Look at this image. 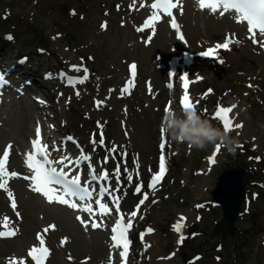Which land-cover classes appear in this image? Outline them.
Listing matches in <instances>:
<instances>
[{
  "label": "rangeland",
  "instance_id": "obj_1",
  "mask_svg": "<svg viewBox=\"0 0 264 264\" xmlns=\"http://www.w3.org/2000/svg\"><path fill=\"white\" fill-rule=\"evenodd\" d=\"M125 7L124 0H0V64L4 61H15L19 55H27L29 57L27 64L33 66L30 72L35 80H38L43 71L61 64L60 60L89 53L95 57L91 66L97 69L104 79V86L115 84L118 87L126 76L125 63L135 58L141 67V82L142 79L148 78L156 87H160L164 84V72L155 68L157 64L154 62L148 72L150 66L148 60L152 59V50L148 52L146 58L140 56L139 49L144 46L142 38L135 31L139 19H131L128 7L124 9ZM105 8L106 13H103ZM7 16L8 18L3 21ZM102 24H106L107 27L102 28ZM5 34H11L13 40H6ZM37 47L45 48L46 52L38 54ZM233 53L225 54L226 62L222 66H216L215 72L206 68V80L202 88L211 85L217 92L207 101L208 106L216 101L226 105H233L237 99L240 101L236 105L235 118L243 128L234 132L232 137L238 139L242 147H237L234 155L228 152L223 155L211 176L206 177L193 175L192 170L204 164L201 158L209 152L212 145H208L206 151L195 148L191 153L183 146L178 157L180 166L172 170L176 181L173 187L169 185L172 190L169 191L170 199L163 200L156 222L158 226L163 227L184 206L190 210L198 198H202V201L210 199V191L218 173L229 166L246 168L247 173L243 179L249 203L238 217L235 224L237 230L232 236H221L214 232V223L222 217L220 208L205 213L199 224L201 234L188 240L182 247L185 249L183 254L187 257L199 254L201 259L194 263L188 261L186 264H264V187L257 184L258 181L264 182V92L248 87L251 84L249 81L253 82V78L246 73L252 74L259 70L258 67H250L249 63H243L232 70L233 72L227 68ZM163 57L164 65L168 54ZM160 66L162 63L159 60ZM141 88L143 90V87ZM229 88L237 94H227L225 89ZM37 90L49 94V88L45 91L44 87L37 89L34 85L30 89ZM90 96H97L96 89L84 87L83 98L71 96L72 102L69 106H61L62 101L53 106L55 109H61L62 115L67 118L69 130L77 135L83 134L87 118L95 112L90 104ZM164 99L165 97H161L155 106L150 104L147 108H143L148 103L146 97L143 94L141 97L140 93L124 102L117 101L119 104L115 115L118 114L119 107L125 105V118L130 126L132 146L145 155L147 160L155 156L160 116V113L154 115L153 107L161 108ZM25 103L30 109L28 113L32 116L34 103L28 99ZM13 110L14 105L7 108L8 115L4 113L10 120L13 118L11 117ZM101 115L103 117V113ZM201 117L205 118V115L202 113ZM110 124L117 126V139L121 140L118 119H114V114H110ZM4 209L5 205L2 210ZM18 220L25 222L23 215H20ZM157 237L155 254H165L172 247L173 236L161 231ZM218 242L221 243L220 251L215 250ZM10 250H4L2 253L6 255ZM179 262L181 259L171 260L165 264Z\"/></svg>",
  "mask_w": 264,
  "mask_h": 264
},
{
  "label": "snow or ice",
  "instance_id": "obj_2",
  "mask_svg": "<svg viewBox=\"0 0 264 264\" xmlns=\"http://www.w3.org/2000/svg\"><path fill=\"white\" fill-rule=\"evenodd\" d=\"M198 6L203 9H209L212 13H219V15L223 16L225 13L234 11V19L237 23L243 24L246 22L247 32L250 35L251 42L254 45H259L261 48H264V39H257V35L264 38V0H198ZM119 7V6H118ZM132 8V5H129ZM141 8L144 7L143 4L140 5ZM151 9H153L152 15L149 16L142 24V26L137 27L135 30L137 32H144L145 29H150L152 35L147 37V41L151 42L153 36L156 33L157 22L161 20L160 13L163 12L166 17L170 18L171 28L175 30L177 34V38L179 40H185V35L181 31L180 25L177 23V18L173 15V9L178 10L180 15L183 14V3L182 0H155V2L150 4ZM102 28H106V24L101 25ZM8 39H12L11 36ZM239 41L234 38V34H229L225 37V40L222 43H217L214 47L207 49L204 52L199 53L200 56L203 57H213L214 59H218L219 63L223 64L224 60L219 59L220 50H230L232 45H238ZM75 71H80L79 68L73 66ZM137 65L135 63L130 65V72L133 78V82L136 76ZM84 73H87V69H83ZM87 79V75L83 77L79 82L83 83L84 80ZM181 81H183L184 86V95L181 98L180 104L182 109L195 108V104L191 101L190 96L188 94V79L186 75H181L179 77ZM71 82V81H70ZM170 88L171 84L168 85ZM248 87H253L251 84ZM208 92H212L211 89ZM78 94V93H77ZM131 94L129 87L125 86L121 89V95ZM207 95V93H206ZM236 108V105H232L231 107H222L217 105L216 111L211 115L212 119H217L222 122L223 129L225 131H232L233 128L242 127L241 124H232L229 113ZM171 106H167L165 108V112H170ZM206 111V110H205ZM161 143L159 148L161 149V155L159 157V172L156 173L148 187L155 190L157 184L163 179L166 173V157L164 155L166 139V130L164 127L161 128ZM67 141H73L72 137H67ZM93 144L96 143L95 140L92 141ZM100 144H104L103 133L100 134ZM48 145L46 143H42L41 140V128L39 124H37L35 129V138L31 141V149L25 155V166L29 171L30 175H23V179L30 181V189L37 194L42 195L48 203H58L61 205H66L74 210H81L91 214V216L95 217L97 215L93 210L92 206V198L93 192H96V188L89 186L92 182L99 183L100 181H107L109 179L108 173L105 170L101 175H97L95 169L92 167L90 163V157L83 154V150H81V157L73 160L70 156L62 155L58 160L50 159V152L48 151ZM222 146L217 144L215 145V150L218 152ZM238 147H242L238 145ZM12 145H8L2 154V158H0V190L6 192L7 197L11 200V207L15 210L17 207L16 200L13 192L9 189V179L17 178L19 174L15 171L9 172L7 168L10 150ZM55 151L59 152L61 149L56 148L53 145ZM109 152L115 153L116 148L113 147L109 149ZM126 155V154H122ZM107 156L104 158V163H107ZM88 161L89 167V180L85 181L83 184L81 182V173L76 172L75 175H72L73 171L78 169L82 163ZM215 158L210 157V163H214ZM59 165V167H57ZM67 169V171L65 170ZM125 171L127 169L125 168ZM113 175L116 178V182L120 184V165H117V168L114 170ZM128 181H132V176L129 175L127 177ZM119 191V188L110 190V185H105L100 183L99 190L97 192V198L94 203L99 207L100 215L107 216L110 214L111 209L107 204L102 202V199L105 196H110L115 205V211L119 213V197L114 195V192ZM141 192V186H136L135 193ZM148 199V195L144 194L143 199L139 201V204L136 206L137 210H139V206L143 205L145 201ZM88 201V202H85ZM84 202V203H80ZM201 207V205H198ZM17 217L20 216L19 212H16ZM137 212L134 211L128 217L127 223H125L124 214H120L118 219L115 220L114 226L111 228V241L110 249L117 252L118 257L120 258L121 264H125L127 258L129 256V248L131 241L128 238L129 230L133 227V218H135ZM76 219L85 227L87 230L89 226V222L82 219L80 216H77ZM184 218L182 217L181 220ZM93 229H100L104 227V223L101 220L97 222L96 220H92L90 224ZM7 230H0V238H12L15 237L19 231V229H10L8 228V218H4L3 225H0ZM55 225H49L45 229H43L44 233H47L50 229H54ZM183 225L177 224L174 226V230L177 233L182 232ZM147 233H151L153 229L148 228ZM145 233L141 234V239L143 240ZM37 239L39 241V247L33 246L29 252L28 256L31 257V260L35 262V264H45V260L50 254L49 249L45 247V240L41 233H37ZM184 239L183 235L180 237V242ZM66 242V238L61 241V244ZM71 259V257H69ZM9 264H24L23 260L17 261L15 257L10 258ZM109 264H112V257L109 256Z\"/></svg>",
  "mask_w": 264,
  "mask_h": 264
},
{
  "label": "bare ground",
  "instance_id": "obj_3",
  "mask_svg": "<svg viewBox=\"0 0 264 264\" xmlns=\"http://www.w3.org/2000/svg\"><path fill=\"white\" fill-rule=\"evenodd\" d=\"M191 6H192V3L190 1L187 5V8H191ZM137 17H138L137 14L132 15L133 19H136ZM188 18H189V13L187 11L184 17V21H187ZM194 19L195 20H189L188 25H186V34H187L188 40H190V43L188 45L182 44L180 41L175 39V34H174V39L177 40L178 42L177 41L173 42L174 41L173 38L168 36L167 31L164 30V28H159V31L155 33L156 37L153 39L152 42L149 43L150 48L139 49L141 51L140 56L143 58H146L150 49L159 54H163V55L172 50L173 51H188L194 54L195 52H197V48L201 42L218 37L220 32L221 34L225 32V29L239 30V26L231 24L226 19L219 22V21H214L213 19L207 18L204 21H202L204 23L203 28L200 27L201 21L199 20L196 14H195ZM211 21L214 22L218 27H214ZM191 38L193 39L195 38L193 43L191 41ZM201 38H204V40H202ZM244 43L247 44V41H245ZM253 47L254 46H252L251 44L242 46L241 48L237 47L239 49L234 53L235 56L233 58L235 59V61L230 63V68H231L230 71L233 72L232 69L233 70L237 69L243 63H249L250 67L255 66L261 69V71L256 70L255 72L257 71L259 72L255 73L254 75L261 76L262 77L261 80L264 82V72H262L264 70V53H261L260 50L256 47H254V50L252 51ZM250 52H253L254 54L252 55ZM151 60H148V61H151ZM163 61L164 59L162 58V63ZM211 63H213L212 60H205V61L195 60L194 66L199 67L202 65V68H205L208 66L211 67L213 66ZM6 110H7V107H6ZM11 116L13 117V119L9 123H7L8 127L11 129L9 134L3 135V136L0 135V137L3 140H5L4 138H9L11 140H14L15 143H18L17 145H21L23 138L26 135L28 136L30 134L28 133L29 131L28 119L30 118V115H28V111L26 110L23 102L22 103L20 101L15 102L14 110ZM16 186L19 188H23L22 183H18ZM1 208L2 206L0 207V209ZM37 208H38L37 206L31 203L30 198H28L26 201L24 198H22L20 210L24 213V217H25V222L23 226V235L17 239L12 240L11 242L12 245H6L8 248H12L14 249V251L16 249L22 250V247L25 246L26 242L31 239L32 230L34 231L36 227H38L39 225V222H38L39 219L36 217L35 218L33 217V211L36 210ZM47 216L55 218L56 221L60 224V226H62L65 222L69 221L68 215L59 210L55 213L47 212ZM62 229L65 232L66 230H68L67 228H62ZM75 236L77 238V234H75ZM71 243H74L73 245L78 244L79 247L83 250H87V248H89V246H86L83 242L80 245V243L74 238L72 239ZM92 246L93 248L88 251L96 254V256H99V258H102L103 256L102 251L104 252L105 250V245L103 244V240L94 239L92 242ZM75 250L77 249L75 248Z\"/></svg>",
  "mask_w": 264,
  "mask_h": 264
},
{
  "label": "clouds",
  "instance_id": "obj_4",
  "mask_svg": "<svg viewBox=\"0 0 264 264\" xmlns=\"http://www.w3.org/2000/svg\"><path fill=\"white\" fill-rule=\"evenodd\" d=\"M239 103L237 99L234 105ZM163 119L166 134L174 142L187 143L201 150L208 145L219 144L233 155L239 145L238 139L232 137L229 131L222 130L209 120L203 119L195 108L184 109L179 114L167 112Z\"/></svg>",
  "mask_w": 264,
  "mask_h": 264
},
{
  "label": "water",
  "instance_id": "obj_5",
  "mask_svg": "<svg viewBox=\"0 0 264 264\" xmlns=\"http://www.w3.org/2000/svg\"><path fill=\"white\" fill-rule=\"evenodd\" d=\"M243 171L240 168L225 171L220 177L217 187L213 191L214 200L223 207V218L218 225L224 234L233 233V222L241 209L245 196Z\"/></svg>",
  "mask_w": 264,
  "mask_h": 264
}]
</instances>
